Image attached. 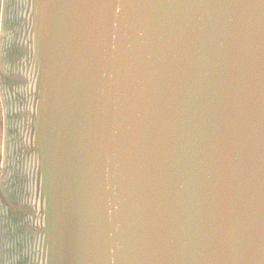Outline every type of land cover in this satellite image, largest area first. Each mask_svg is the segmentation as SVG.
I'll use <instances>...</instances> for the list:
<instances>
[{
	"label": "water",
	"instance_id": "95a60500",
	"mask_svg": "<svg viewBox=\"0 0 264 264\" xmlns=\"http://www.w3.org/2000/svg\"><path fill=\"white\" fill-rule=\"evenodd\" d=\"M0 264H264V0H5Z\"/></svg>",
	"mask_w": 264,
	"mask_h": 264
},
{
	"label": "rangeland",
	"instance_id": "374dc122",
	"mask_svg": "<svg viewBox=\"0 0 264 264\" xmlns=\"http://www.w3.org/2000/svg\"><path fill=\"white\" fill-rule=\"evenodd\" d=\"M1 20V18H0ZM2 99H1V96H0V116H1V109H2ZM1 120V118H0ZM2 139H3V132L1 130V124H0V174H1V171H3L2 169V159H3V142H2Z\"/></svg>",
	"mask_w": 264,
	"mask_h": 264
}]
</instances>
